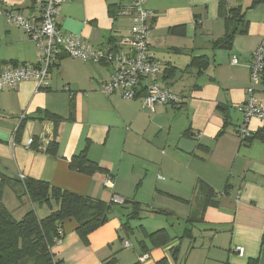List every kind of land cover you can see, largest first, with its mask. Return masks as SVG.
<instances>
[{
	"label": "crops",
	"instance_id": "obj_1",
	"mask_svg": "<svg viewBox=\"0 0 264 264\" xmlns=\"http://www.w3.org/2000/svg\"><path fill=\"white\" fill-rule=\"evenodd\" d=\"M253 1L228 0L229 6L242 7L248 26L230 49H222L214 46L227 33L219 0H146V9L153 13L149 53L160 69L154 81L169 88L178 103L151 110L144 93L133 100L118 92L103 94L101 84L110 79L112 66L83 63L64 52L49 71L46 89L30 81L0 92V174L12 180L3 190L13 191L24 213L35 209L45 217L51 209L18 199L21 175L92 199L120 198L141 206L130 230H122L126 218L112 213L90 236L89 245L78 236L77 224L66 220L64 238L53 248L57 260L104 264L114 257L117 264H136L148 254L144 264L164 259L168 264H259L264 133L261 122L252 119L248 129L259 136L244 143L237 134L243 116L236 109L247 100L249 66L264 38V0L251 7ZM130 7L131 0H68L60 8L58 26L94 48L122 51L126 48L121 42L133 26L124 15ZM9 10L38 16L33 0H0V12ZM39 56L29 36L0 14V72L35 65ZM256 89L264 107V78ZM35 137L45 145L58 141L57 157L27 148ZM181 139L197 143L192 153L178 148ZM87 146L89 159L107 174L89 176L71 169V158ZM108 179L113 188L105 186ZM201 181L218 194V206L207 208L202 222L190 223ZM127 208L128 214L131 205ZM143 229L147 234L166 229L171 241L145 253L141 242L148 247L150 242ZM237 248L244 249L242 256ZM123 249L132 252L121 254Z\"/></svg>",
	"mask_w": 264,
	"mask_h": 264
},
{
	"label": "trees",
	"instance_id": "obj_2",
	"mask_svg": "<svg viewBox=\"0 0 264 264\" xmlns=\"http://www.w3.org/2000/svg\"><path fill=\"white\" fill-rule=\"evenodd\" d=\"M263 2L254 0L251 7ZM219 13L224 20L227 33L225 37L216 41V48L230 49L236 35L246 33L248 22L241 6L231 7L228 0H219ZM175 28L170 32L174 33ZM23 129V124L20 126ZM263 132V131H262ZM264 133V132H263ZM259 135L252 133L244 143L250 142ZM264 137V136H263ZM34 151H44L48 155L57 157L59 142L54 140L45 145L37 137L32 146ZM73 171L85 175L107 174L97 163L89 159L88 146L70 160ZM0 192L12 180L0 174ZM22 192L16 191L18 199L26 197L31 206H48L51 213L45 217H39L35 209L29 210L22 219L17 220L13 212L3 204L0 205V264H63L56 259L53 248L64 238L63 224L66 220H72L77 224V234L85 245H89L90 236L110 221L112 213L121 214L126 218L122 224V230L131 229L130 221L139 219L141 206L138 202H123L116 204L81 196L73 192L54 187L48 182L38 180H23ZM217 193L204 182L199 183L197 204L192 209L188 221L198 223L204 220V213L209 207H217ZM127 205H131V212L127 214ZM144 231L149 239V246L141 242L145 253L151 249L162 248L170 243L171 238L166 229H160L151 234ZM121 242L123 238L121 237ZM264 247V241H263ZM104 264H117L116 258L105 261ZM136 264H142L138 262ZM158 264H168L164 259Z\"/></svg>",
	"mask_w": 264,
	"mask_h": 264
},
{
	"label": "built area",
	"instance_id": "obj_3",
	"mask_svg": "<svg viewBox=\"0 0 264 264\" xmlns=\"http://www.w3.org/2000/svg\"><path fill=\"white\" fill-rule=\"evenodd\" d=\"M68 0H33L37 17H27L18 10L0 12L9 24L22 29L36 44L40 52L35 65L24 64L19 67L0 72V92L16 90L21 83L35 81L39 90L48 87L50 69L56 64L59 55L64 52L68 57L83 63L109 64L113 73L107 82L101 84V92L106 95L120 93L126 100L136 99L141 93L146 96L144 104L151 110L157 106L178 103L179 98L169 89L160 86L154 81L159 73L158 64L150 57L148 21L153 13L146 9V0H131V7L124 12L133 21L131 34L124 38L121 45L125 50L112 48H94L86 44L77 35L63 34L58 26V17L61 6ZM233 64H238V59H232ZM250 68V86L247 89V100L237 106V111L243 116V126L238 130L239 138L244 141L250 138L252 132L248 124L252 119H257L262 124L264 132V107L257 97V86L264 78V38L254 52ZM34 142L28 140L27 148ZM45 143V142H44ZM24 180V176H20ZM105 186L113 188L114 183L108 179ZM116 204L124 201L114 198ZM60 242V241H59ZM58 242V243H59ZM125 247L130 244L125 242ZM239 255L244 249L237 248ZM149 260L146 254L140 258L144 264Z\"/></svg>",
	"mask_w": 264,
	"mask_h": 264
},
{
	"label": "rangeland",
	"instance_id": "obj_4",
	"mask_svg": "<svg viewBox=\"0 0 264 264\" xmlns=\"http://www.w3.org/2000/svg\"><path fill=\"white\" fill-rule=\"evenodd\" d=\"M4 204V206L11 212H13L14 217L17 220H20L23 218V216L25 215L24 213V208L19 206V203L17 201L16 196L14 195L13 191L10 190L9 188H5L2 192H0V205ZM39 214H41L40 209H38L37 211ZM24 213V214H23ZM130 240L133 242L134 245H137L136 243V237L135 236H130ZM133 250V249H132ZM130 250L128 249H123L121 250V254L125 253V252H130ZM132 252V251H131Z\"/></svg>",
	"mask_w": 264,
	"mask_h": 264
},
{
	"label": "water",
	"instance_id": "obj_5",
	"mask_svg": "<svg viewBox=\"0 0 264 264\" xmlns=\"http://www.w3.org/2000/svg\"><path fill=\"white\" fill-rule=\"evenodd\" d=\"M196 144L197 143L193 140L181 139L179 142L178 148L182 150L183 152L190 154L195 149ZM259 264H264V247L262 248Z\"/></svg>",
	"mask_w": 264,
	"mask_h": 264
}]
</instances>
